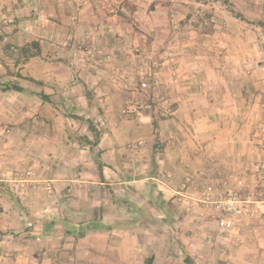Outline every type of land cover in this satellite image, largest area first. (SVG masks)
<instances>
[{
  "label": "rangeland",
  "instance_id": "1",
  "mask_svg": "<svg viewBox=\"0 0 264 264\" xmlns=\"http://www.w3.org/2000/svg\"><path fill=\"white\" fill-rule=\"evenodd\" d=\"M68 1L0 0V264H100L93 263L92 259L89 262L86 259L87 263L79 259L84 254L81 253L83 251L80 250L83 248L79 249L80 245L76 240L64 238L61 234L43 235V222H60L62 220L70 222L67 216L62 213L61 208L57 207V203L53 202V199L51 200L56 190L55 183L51 182L54 191L51 195H47L41 189H33L28 183L20 181L24 172L29 169L35 173L37 179L44 181L41 172L44 166L47 169L62 167L61 169L65 170V174L69 178L75 177L83 169L79 160L72 165H67L70 160H64L65 153L62 148H59L57 152H52L46 118L49 110L46 109L47 103H42L38 95H35L41 88L37 87L34 82L40 81L41 87H43L45 85L43 82L56 72L59 80L67 82L77 80L80 82L79 84H85L88 83V75L102 74L99 71L102 70V67H107L109 63L102 62V57L96 53L92 56L87 55L86 50L96 46H89L78 39L80 31L74 30L75 26H71V33L74 34L72 39L67 40L63 45L55 42L56 52L51 54L48 61H46L47 55H45L48 42L51 43L48 38L53 22L50 19L62 20L69 14L78 20L77 14H72V8L75 13H78L77 9L82 12V17L85 18L91 15L89 11L84 10H96L100 7V12L106 14H112L114 9L119 10L123 18L124 14L130 12L131 15H126L125 18H129V23H132L130 25L134 26L136 31L145 35L142 39V46L136 45L131 51L137 62L132 65L131 71L144 64L150 68H156L158 77L153 82L155 84L154 91L159 95V100L153 97L152 91L146 94L135 93L122 87V90L129 94L125 100L136 98L148 106L140 113L150 111L156 114L172 107L168 94L172 88L179 86V83L173 82L174 77L171 75V64L177 63L175 62L177 55L171 48L175 45L177 34L187 33L191 30L199 34L207 33L210 37L209 44L205 45L206 39L204 42L197 41V45H195L201 50L205 46L212 48L211 51H206L208 56H212L211 58H216V55L220 56L218 53L230 45L231 56L238 52L239 62L245 63V69H239L236 74L235 72L232 74L237 78L240 76L242 79L245 78L246 87H242L244 90L241 95L246 98L249 109H252L253 104L257 103L258 118H247L241 120L242 123H240L247 130L244 156H239L241 159L244 158V163L240 162L239 166H233L234 168H231L228 175L225 173L227 175L225 176L223 171L226 168L223 163H218L217 158L215 160L217 164L213 168L217 171L214 174H212L213 171L208 172L211 177L202 176L195 184L189 186V190L196 193L193 195L192 205L183 202L182 197L181 200L176 201V205L169 202L171 219L174 220L172 223H180V228H182L183 241L175 239L178 242L176 252H180L176 264H186L185 260H190L191 264H264V28L258 25V22L264 25V0H101V3L99 0H70L72 8L68 5ZM249 1L259 2L260 5L253 4L254 9L253 6H243L244 2L247 4ZM235 3L239 4V13L234 9ZM123 4H126L125 6L129 7V10L133 6L136 9L127 12L126 8H123ZM94 6H99V8ZM241 11L244 13L242 14ZM237 16H241V19ZM229 17L237 20H231ZM154 20H157V23ZM72 23L77 25L75 20ZM85 24L87 25L85 28L87 35L90 36L91 33H94L97 36L99 34L101 29H99L98 23H93L92 19H89V23ZM13 28L15 29L13 30ZM13 31L17 33L15 37H11ZM231 32L235 33L237 38L229 37L230 39H228ZM100 37H102V33ZM32 41L39 43L40 53L42 52L43 55L39 53L42 57L36 61L37 63L34 61V64L30 66L26 63L31 58L27 62L22 61L15 48H20ZM62 47H66L69 51L73 50L75 54L66 59L61 55L58 56V50ZM73 57L76 59L74 60ZM169 57L174 59V62H170V66L169 63L159 66ZM63 60L67 61L65 66L60 63ZM231 60L233 63L237 62L236 57ZM93 62L97 63V70H93L96 68L95 64H92ZM177 66L180 70L177 75L182 82L189 81L190 84H194L199 80L200 72L185 71L184 68H180L178 63ZM75 69L81 72L73 73L72 71ZM119 73L123 75L121 71ZM19 74L21 78L17 77ZM210 77L218 79L221 78V74L214 71ZM134 78V82L138 83V77ZM8 82L32 87L37 92L32 91V94L27 95L14 91H2L3 86ZM73 92L76 94L77 91ZM73 92H70L69 95ZM213 99L219 100L217 96H213ZM76 102L80 111L77 110V107H72V102L58 104L62 108L60 107L56 111L58 113L62 111L77 112L84 116L77 97ZM60 120H62L60 127L62 129L66 127L69 134H72L73 140L83 134L87 125L85 122L71 120L65 116H62ZM205 145L206 143L200 146L203 148ZM74 148L75 151H78L77 147ZM75 151H71L70 154L75 155ZM204 152L201 153L204 154ZM220 153L221 151L218 152L219 156ZM80 154L82 158L87 155L86 153ZM76 155L79 156L78 152ZM197 156L199 155L197 154ZM230 156L237 157L234 153L230 154L229 158ZM220 157L221 159L225 158L224 162L228 163L229 159L226 156ZM187 162H182V165ZM226 171L228 172V170ZM138 172L140 171L136 170V176L141 174ZM129 173L128 171L123 174L126 176ZM229 176H237L242 180L244 184L243 196L248 201L246 205L248 212L236 221L235 228L230 234H224L216 228L214 220H210L212 212L203 207L200 199L204 185ZM68 189L70 188L63 187L58 191L61 199L70 198ZM186 190H188L187 185L185 186ZM138 192L141 194L143 191L135 190L126 197L128 199L127 206L135 210L145 205L149 206L147 202L149 198L144 199L142 195H135ZM150 197L155 199L153 193H150ZM207 219L210 225L205 227ZM73 220L78 222L74 218ZM154 225L155 223H153ZM203 226L205 229L207 227L209 229L206 233L201 230ZM188 228H191L192 231ZM173 235L179 237V233ZM170 236L171 234L168 236L169 240ZM189 236L193 237V240L199 239V249H191L190 245L195 246V242L188 240ZM171 243L177 246L176 243ZM87 255L85 256L87 257ZM85 256H83L84 259ZM194 258H197V261H193ZM147 259L148 257L144 260Z\"/></svg>",
  "mask_w": 264,
  "mask_h": 264
},
{
  "label": "crops",
  "instance_id": "2",
  "mask_svg": "<svg viewBox=\"0 0 264 264\" xmlns=\"http://www.w3.org/2000/svg\"><path fill=\"white\" fill-rule=\"evenodd\" d=\"M71 2L69 0L67 3L72 8ZM253 4L260 5L259 2L249 1L247 4L244 2L243 6H253L254 9ZM125 5H122L123 8H126ZM235 5L234 9L239 13V4L235 3ZM99 6L94 7L99 8ZM134 8L136 9L135 6L130 9ZM99 9L84 10L89 11L91 15L84 18L82 12L77 9L78 13H75L72 8V14H77L78 20L69 14L62 20L50 19L53 22L48 38L51 43L48 42L45 55L48 61L51 54L56 52L55 42L63 45L64 42L72 39L74 34L71 33V26H75L74 30L80 31L78 39L89 46L99 47L103 53L110 56L111 62L99 71L102 74L88 75V83L79 84L77 80L71 82L59 80L55 72L51 78L43 82L45 84L43 87L40 81L34 82L41 88L38 92L32 87L18 84L30 91L23 94L37 92L36 96L44 94L47 98L46 109L49 112L46 118L52 152L62 148L65 153L64 160H70L67 165H72L78 160L83 165L81 172L73 178H69L65 170L58 165H55L58 168L51 169L44 166L41 171L42 179L55 183L56 190L51 200L53 199L57 207L61 208L69 223L81 227L90 224L99 226L83 237H68L77 241L80 245L79 249L83 248L80 250L83 251L81 252L83 256L88 254L85 259L83 256L79 258L82 261L86 262L87 259L89 262L92 259L93 263L100 264H176L180 253L176 252L177 240L183 241L181 224L172 223L174 220L171 219V214L154 206L148 199L149 206L145 205L137 208L138 210L128 207L127 195L129 196L135 190H142L141 194L138 192L135 195H142L146 199L149 198L150 193H153L155 197H162L173 205H176V201L181 200L182 197L183 202L192 205L193 195L196 193L191 192L189 186L195 184L202 176L211 177L208 172L213 171L212 174H214L217 171L213 169L217 164L215 162L217 158L218 163H223L224 168L228 170V172L223 171L224 175L225 173L228 175L231 168L239 166L240 162L244 161L241 157L244 156L246 149L247 130L240 123L247 118H258L259 107L257 103L253 104L252 109L247 107L246 98L241 95L244 90L242 87H246V80L232 74V72L236 74L239 69H245V63L239 62L238 52L231 56L230 45L218 53L220 56L211 58L212 56H208L206 51H211L212 48L205 46L202 49L205 51H202L196 46L197 41L204 42L206 39L208 43L206 41L205 45H208L209 35L191 30L177 34L178 38L171 48L177 55L175 60L180 68H184L185 71L200 72L199 80L194 84L183 81L179 86L172 88L168 94L172 107L167 111L156 114L150 111L141 112L131 119L122 117L120 112L129 94L122 90L121 81L115 79L113 75L121 71L131 76V67L137 63L131 51L136 45L142 46L145 35L136 31L134 26L130 25L132 23H129V18H125L126 15H131L130 12L124 14L123 18L119 10L114 9L112 14H106ZM131 10L129 7L126 8L127 12ZM241 13L244 12L241 11ZM89 19H92L93 23H98L101 29L97 36L94 33L90 36L85 33L87 26L85 23H89ZM74 20L77 21V25L72 23ZM154 22L157 23V20ZM101 33L102 37H100ZM231 33L228 39L229 37L237 38L235 33ZM16 35L17 33L13 31L11 37ZM58 51L57 55H61L64 59L75 54L73 50L69 51L66 47ZM41 57H32L33 59L31 58L26 64L32 66L34 61ZM233 57H236V63L232 62ZM73 58L76 59V57ZM66 62L63 60L60 63L65 66ZM92 64L96 67L93 70H97V63ZM75 71L81 72L78 69L72 72ZM214 71L220 73L221 78L211 79L210 75H213ZM73 91H77L76 94ZM70 92L73 93L69 95ZM212 95L217 96L219 100L213 99ZM76 97L84 116L77 112H57L58 108H62L58 105L62 102H72V107H77L80 111ZM39 99L43 103L40 97ZM60 114L71 120L85 122L87 125L83 134L73 140L69 130H66V127L63 129L60 127L62 122ZM95 135L98 136L97 145H89L93 142ZM138 142L142 144L135 147ZM204 143L206 145L202 148L200 145ZM74 147H77L78 151H75ZM71 151H75V155L70 154ZM202 151L208 153L203 154ZM220 151V156H226L229 159L228 163L224 162L225 158L221 159L218 154ZM80 153H86L88 156L85 155L82 158ZM233 153L237 157L229 158V155ZM86 160H88L87 163H85ZM186 161H188L187 164L182 165V162ZM98 164L101 166L100 170ZM136 170L141 174L136 176ZM128 171L130 173L125 176L123 173ZM183 184L187 185L188 190H182ZM63 187L70 188L67 191L71 196L67 200L59 196L58 191ZM180 215H182L181 212ZM73 218L78 222H75ZM210 220L212 221V217ZM205 221L207 222L204 224L205 227L210 225L208 219ZM153 223H155L154 226ZM204 226L201 230L206 233L209 229L208 227L205 229ZM188 229L192 231L191 228ZM176 233H179L178 238L173 235ZM192 238L187 237L188 240L195 242V246L190 245L191 249H199V239ZM171 242L176 243L177 246ZM147 257L148 259L144 260ZM192 260L197 261V258Z\"/></svg>",
  "mask_w": 264,
  "mask_h": 264
},
{
  "label": "built area",
  "instance_id": "3",
  "mask_svg": "<svg viewBox=\"0 0 264 264\" xmlns=\"http://www.w3.org/2000/svg\"><path fill=\"white\" fill-rule=\"evenodd\" d=\"M87 55L92 56L95 53L102 57V62L105 64L111 62V58L108 54L103 53L99 47L86 50ZM174 62L173 57H169L159 64L163 66L164 63ZM176 62V60H175ZM172 65V72L174 79L173 82L180 84L182 81L179 79V68L176 64ZM115 74L114 78L121 81V86L129 91H134L135 93H148L153 92V97L159 100V95L154 91L155 84L154 80L158 77V72L156 68H150V66L144 64L138 69L131 71V76L122 73ZM138 77V83H135V78ZM148 106L139 102L136 98H129L125 100L122 109L121 116L130 119L137 116L140 111ZM141 142H138L135 147H139ZM22 183H28L33 189H41L45 194L51 195L54 191V187L49 181H40L36 178L35 173L29 169L24 172L23 178L20 180ZM183 184L182 190H185ZM244 194V184L240 178L237 176H229L227 178H221L211 181L202 187L200 203L205 209L212 212V219L215 222L216 228L224 233L230 234L236 225V221L244 216L248 210L246 205L248 201L243 196ZM181 197V196H180Z\"/></svg>",
  "mask_w": 264,
  "mask_h": 264
},
{
  "label": "trees",
  "instance_id": "4",
  "mask_svg": "<svg viewBox=\"0 0 264 264\" xmlns=\"http://www.w3.org/2000/svg\"><path fill=\"white\" fill-rule=\"evenodd\" d=\"M237 18L241 19V16H237ZM259 26H262L264 28V25L261 22H258ZM15 51L18 52V57L22 60L27 62L30 58L38 56L40 53V45L36 41H32L29 43L24 44L20 48H15ZM17 77L21 78V75H17ZM2 91H15V92H26L29 93L30 91L28 89H24L18 85V83H6V85L3 86ZM39 97L43 102L47 101V98L44 96V94H39ZM79 119V118H75ZM98 136L95 135L93 142L89 143V145L96 146L98 142ZM98 168L100 170L101 166L98 164ZM149 201L156 207H159L166 210L167 214H171L169 202L165 201L162 197H155V199H152L149 195ZM138 210V209H136ZM99 226L97 224H90L85 227L76 226L73 225L67 221H51V222H43L42 225V233L43 235H54V234H61L62 237H73V238H79L83 237L87 232L91 231L92 229H97ZM186 264H191L192 262L190 260H185Z\"/></svg>",
  "mask_w": 264,
  "mask_h": 264
}]
</instances>
